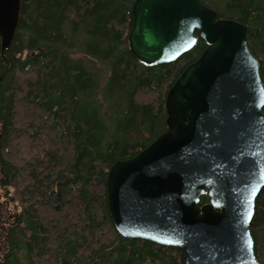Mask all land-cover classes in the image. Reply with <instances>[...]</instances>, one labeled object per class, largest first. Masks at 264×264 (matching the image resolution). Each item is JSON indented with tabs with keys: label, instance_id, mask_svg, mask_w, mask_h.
<instances>
[{
	"label": "trees",
	"instance_id": "trees-1",
	"mask_svg": "<svg viewBox=\"0 0 264 264\" xmlns=\"http://www.w3.org/2000/svg\"><path fill=\"white\" fill-rule=\"evenodd\" d=\"M133 2L21 0L0 41V264H183L177 247L119 235L107 209L108 169L166 131V93L206 47L195 31L177 60L142 63ZM200 2L247 27L264 87V0ZM250 233L264 264V187Z\"/></svg>",
	"mask_w": 264,
	"mask_h": 264
},
{
	"label": "water",
	"instance_id": "water-1",
	"mask_svg": "<svg viewBox=\"0 0 264 264\" xmlns=\"http://www.w3.org/2000/svg\"><path fill=\"white\" fill-rule=\"evenodd\" d=\"M21 0H0L1 50ZM129 50L142 63L206 47L165 96L164 133L107 172L108 213L119 235L177 247L183 264H259L250 224L264 187V87L247 27L200 0H134ZM208 203L199 206L202 195Z\"/></svg>",
	"mask_w": 264,
	"mask_h": 264
},
{
	"label": "bare ground",
	"instance_id": "bare-ground-1",
	"mask_svg": "<svg viewBox=\"0 0 264 264\" xmlns=\"http://www.w3.org/2000/svg\"><path fill=\"white\" fill-rule=\"evenodd\" d=\"M177 59H178V58H177ZM177 59H176V60H177Z\"/></svg>",
	"mask_w": 264,
	"mask_h": 264
}]
</instances>
